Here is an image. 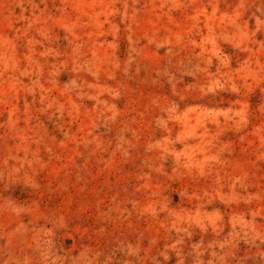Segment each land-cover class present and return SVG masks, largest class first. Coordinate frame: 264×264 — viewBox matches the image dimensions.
Segmentation results:
<instances>
[{"label":"rangeland","instance_id":"rangeland-1","mask_svg":"<svg viewBox=\"0 0 264 264\" xmlns=\"http://www.w3.org/2000/svg\"><path fill=\"white\" fill-rule=\"evenodd\" d=\"M0 264H264V0H0Z\"/></svg>","mask_w":264,"mask_h":264}]
</instances>
